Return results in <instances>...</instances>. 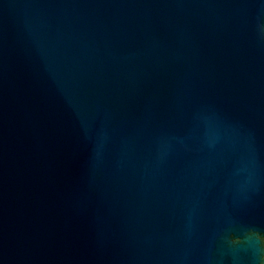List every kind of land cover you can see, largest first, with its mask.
I'll use <instances>...</instances> for the list:
<instances>
[{"label": "water", "instance_id": "1", "mask_svg": "<svg viewBox=\"0 0 264 264\" xmlns=\"http://www.w3.org/2000/svg\"><path fill=\"white\" fill-rule=\"evenodd\" d=\"M0 264H264V0H0Z\"/></svg>", "mask_w": 264, "mask_h": 264}]
</instances>
